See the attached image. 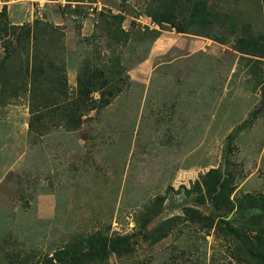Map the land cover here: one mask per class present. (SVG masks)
Wrapping results in <instances>:
<instances>
[{"label": "rangeland", "instance_id": "rangeland-1", "mask_svg": "<svg viewBox=\"0 0 264 264\" xmlns=\"http://www.w3.org/2000/svg\"><path fill=\"white\" fill-rule=\"evenodd\" d=\"M204 1L215 38L159 25L162 0H0V264H259L230 229L264 242V57L237 46L245 28L264 43V5ZM99 12L123 16L126 45ZM116 61L123 90L79 128L59 110L29 128L35 65L59 66L73 100L85 62ZM210 169L234 176L232 209L198 200Z\"/></svg>", "mask_w": 264, "mask_h": 264}, {"label": "trees", "instance_id": "trees-1", "mask_svg": "<svg viewBox=\"0 0 264 264\" xmlns=\"http://www.w3.org/2000/svg\"><path fill=\"white\" fill-rule=\"evenodd\" d=\"M68 1H83V0H68ZM201 4V6L195 5ZM204 0H162L163 10L159 12L158 10L151 11L152 17L157 21L159 25H169L174 28L179 33H190L195 35H200L204 37H214L205 26L209 25V20L205 19L204 14H208L206 7L204 5ZM264 5V0H262ZM196 11V19L194 22L192 13ZM123 16L120 13H110L106 14L104 12H99L98 19L95 23L96 27L100 28L103 31V34L107 38L108 45L111 47L112 51L120 49L122 45H126L130 39L129 30H125L122 27ZM37 23L34 21L35 31L37 32ZM43 30L45 28H42ZM247 38L237 40V46L239 43L244 45H249L252 53H260L261 57H264V43L259 39L252 36L247 29H244ZM150 37L152 39L156 38L159 35L158 30H148ZM100 68L97 66H91L89 63L85 62L83 66L79 69L76 74V99H69L67 93V79L64 71L61 72V68L58 66H52L47 64L45 69H41L37 65L33 69V82L31 84V104H30V113L32 114L31 120L29 121V128H34L39 124V119L41 118V113L46 112L54 113V111L59 110V114L62 117L57 122H61L66 130H75L81 126V123L84 121L82 119L83 115L88 114L89 111H92L97 108H102L109 104L112 98L119 94L123 90V84L121 83L122 78L119 77V73L124 70L120 61L115 63H109ZM50 68H57L58 74L54 75ZM38 72L43 75V80L45 83H40L39 76H36ZM262 86L261 94L262 99L261 103H264V80L259 78L258 83ZM38 89L45 90L47 89L48 95L52 98H55L53 101V109L49 111L48 105L50 101H46L45 104L40 105L39 100H45V93L43 91L38 92ZM95 93L98 96H95ZM35 100V101H34ZM256 110L253 111L255 115ZM56 122H54L55 124ZM39 126V125H38ZM37 127V126H36ZM202 182L207 186L206 195L198 197L200 202L205 200H211L214 203H221L225 209H232L231 200L229 199L230 192L232 190V182L234 181V176L228 172L226 175H221L217 169H210L206 174L201 176ZM207 179H212L216 181V185H219V189L216 190L210 189L207 185ZM195 188L199 189L200 181L196 180L194 185ZM249 200H252L251 195H246ZM191 216H196L192 211L190 212ZM199 216V215H198ZM203 218V217H202ZM201 219V218H199ZM206 219V218H205ZM207 226H211L207 222ZM164 228V227H163ZM231 233L248 247L250 253L253 257L259 261V264H264V253L254 250V242L258 245L263 246L264 242L261 235L254 236L255 241H253L250 236L241 231L230 229ZM167 232L162 230L161 232L154 234L151 237L152 242H157L166 236ZM106 246L102 247V252L105 250Z\"/></svg>", "mask_w": 264, "mask_h": 264}, {"label": "crops", "instance_id": "crops-1", "mask_svg": "<svg viewBox=\"0 0 264 264\" xmlns=\"http://www.w3.org/2000/svg\"><path fill=\"white\" fill-rule=\"evenodd\" d=\"M260 3H263L262 0H260Z\"/></svg>", "mask_w": 264, "mask_h": 264}]
</instances>
